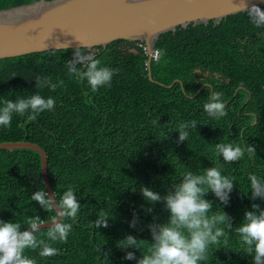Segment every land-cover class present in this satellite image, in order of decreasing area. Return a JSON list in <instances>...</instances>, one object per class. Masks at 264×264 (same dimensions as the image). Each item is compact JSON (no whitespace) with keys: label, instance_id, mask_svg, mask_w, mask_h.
Listing matches in <instances>:
<instances>
[{"label":"trees","instance_id":"16d2710c","mask_svg":"<svg viewBox=\"0 0 264 264\" xmlns=\"http://www.w3.org/2000/svg\"><path fill=\"white\" fill-rule=\"evenodd\" d=\"M33 1L37 0H0V10ZM139 42L116 39L103 47L82 48L94 53L102 66L118 69L110 87L95 91L64 67L75 48L0 59V106L5 98L15 100L35 92L55 100L54 110L40 113L34 121L14 114L10 127L0 126V142L25 140L40 146L54 198L58 201L72 188L81 204L77 219L64 221L72 224L67 241L52 244L59 250L57 255L41 257L40 249L25 250L35 264H135L123 259L125 251L139 258L151 242L146 225L153 217L162 223L168 216L160 203L151 214L141 210L148 205L140 187L163 195L184 172L202 174L203 168L217 162L221 174L234 180V188L227 206L207 194L213 211L219 206L233 218L235 227L252 203L264 208V201L250 200L248 191L250 174L264 178V29L255 28L240 11L217 22L188 23L159 33L152 49L162 55L149 60L152 81ZM36 76L63 81V87L54 92L36 89ZM203 83L210 84L212 92L223 93L226 116L214 119L206 114L203 104L210 89L204 86L196 92ZM238 87L242 89L233 93ZM184 90L194 96H186ZM192 120L198 123L196 129L177 144L178 125ZM219 142L253 145L256 155L245 152L236 162H223L215 155ZM41 189L36 151L0 149V220L24 224L36 215L41 221L54 217V210L44 211L30 199ZM101 211L108 213L110 226L96 229L93 222ZM134 211L139 223L130 228ZM47 229L40 228L36 237L46 240ZM125 235L148 242L140 251H121L116 242ZM202 264H252V260L242 252L233 230L219 244L209 246L208 260Z\"/></svg>","mask_w":264,"mask_h":264},{"label":"clouds","instance_id":"9594fccd","mask_svg":"<svg viewBox=\"0 0 264 264\" xmlns=\"http://www.w3.org/2000/svg\"><path fill=\"white\" fill-rule=\"evenodd\" d=\"M239 3L249 22L255 28L264 29V8L256 3H249V0H239ZM157 55H162V51ZM64 67L70 76L86 81L93 91L100 87H110L113 76L118 72V69L102 66L94 53L82 51V47L72 50L70 58L65 59ZM34 81L36 89L47 88L54 92L63 87V81L53 83L51 77L36 76ZM184 91L186 96L192 95ZM222 95L221 92L213 91L203 104L209 117L220 119L227 115ZM54 106L55 100L52 97L46 98L39 92L27 97L18 95L15 100L5 98L0 106V126L10 127L14 114L26 115L28 121H34L40 113L54 110ZM152 123L158 125L159 120H153ZM197 125L195 120L181 122L175 131L178 134L176 143L185 142L189 137V130L196 129ZM245 152L252 157L256 155V148L250 144H244L243 147L232 143L215 144V155L226 163L240 160ZM221 168L222 165L217 162V166L203 168L202 174L186 171L179 182L168 186L163 195L141 186L140 195L148 205L142 206L141 210L145 214H151L154 205L160 203L168 216L162 223L156 222V217H153V222L146 225L151 235L150 243L138 240L133 235H125L118 240L116 247L121 251L129 248L140 251L143 243L149 244L147 251L140 253L139 258L133 251H125L123 259L135 261V264H202L208 260L209 246L219 244L221 238L234 230L244 255L251 258L252 264H264V208L252 203L251 210H245L240 223L233 227V218L219 206L218 210L213 211V202L205 199L211 192L222 205L229 204L234 180L222 175ZM248 181V191L251 193L249 199L264 201V178L250 174ZM30 199L44 211H56V217L46 232L47 239H38L35 235L42 224L38 215L27 218L24 224L0 220V264H35L32 258L24 255L26 249H40L41 257L57 255L59 250L52 244L67 241L72 224L64 221L66 218L75 221L81 207L72 188L64 191L58 201L52 194L50 198L45 189L33 192ZM110 220L108 213L101 211L93 223L96 229L108 228ZM138 223L139 217L134 211L128 225L136 228ZM22 225L25 226L23 229ZM98 252H101L100 248Z\"/></svg>","mask_w":264,"mask_h":264},{"label":"water","instance_id":"95a60500","mask_svg":"<svg viewBox=\"0 0 264 264\" xmlns=\"http://www.w3.org/2000/svg\"><path fill=\"white\" fill-rule=\"evenodd\" d=\"M249 3L260 6L264 2ZM240 11L239 0H37L0 10V59L49 50L103 47L116 39L140 41L145 46L147 78L152 81L149 60L152 41L159 33L188 23L217 22ZM204 86L209 87L210 97L208 83L201 84L196 92ZM238 89L242 88L233 93ZM249 97L248 93L243 104ZM0 149L36 151L42 184L50 198L53 196L45 152L40 146L25 140L2 141ZM53 210L54 217L42 221L40 228L50 226L56 217Z\"/></svg>","mask_w":264,"mask_h":264},{"label":"built area","instance_id":"2783aa9c","mask_svg":"<svg viewBox=\"0 0 264 264\" xmlns=\"http://www.w3.org/2000/svg\"><path fill=\"white\" fill-rule=\"evenodd\" d=\"M138 45L140 46L141 43L139 42ZM141 47H142V49H143L144 52H145V46H144V44H142ZM156 55H157V50L152 49V51H151V55H150V58H153V59H154V58H156Z\"/></svg>","mask_w":264,"mask_h":264}]
</instances>
